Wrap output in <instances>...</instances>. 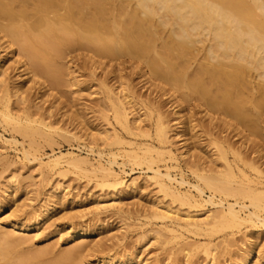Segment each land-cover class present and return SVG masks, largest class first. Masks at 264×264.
<instances>
[{
    "label": "bare ground",
    "instance_id": "obj_1",
    "mask_svg": "<svg viewBox=\"0 0 264 264\" xmlns=\"http://www.w3.org/2000/svg\"><path fill=\"white\" fill-rule=\"evenodd\" d=\"M74 51L90 64L93 79L101 73L99 86L116 124L135 137L125 141L130 145L127 158L149 163L151 179L160 190L173 201L186 200L195 207L184 212L156 200L150 215L164 220L174 236L183 230L233 236L251 222L253 230L239 238L241 245L227 264L264 263L260 248L264 243L258 245L264 234V0H0V118L32 143L38 137L72 138L88 147L87 155L100 159L103 151L93 149L96 139L109 144L124 141L111 122L107 121L109 127L95 128L91 116L81 119L66 108L62 87L68 82L78 85L80 94L92 87L75 64L64 71L61 60ZM126 61L139 81L119 73ZM13 69L17 72L11 75ZM144 86L153 88L148 95L141 94ZM154 91L156 96L151 97ZM164 104L173 118L163 110ZM81 110L87 116L85 107ZM152 126L154 133L149 130ZM204 134L208 141L203 146ZM137 136L146 139L137 141ZM175 139L180 142L177 151ZM139 150L151 154L140 155ZM50 155L43 163L46 167L64 158L75 165L89 163L88 156L78 157L72 151ZM161 155L172 160L164 171L152 166ZM181 160L196 174L197 183L185 178ZM98 161L99 185L117 191L113 201L98 202L96 210L126 212L123 195L138 191V178L115 173V164H126H120L115 154L106 164ZM173 167L179 168V177L172 173ZM66 187L57 186L56 198L11 219L7 226L27 231L39 224L66 198ZM17 193L18 183L10 181L3 188L0 211L3 201ZM13 203L9 215L22 205L17 199ZM206 204L215 209L210 211ZM73 232L78 238L92 235L80 226ZM25 240L4 229L0 221V264H76L80 254L73 248L50 261L43 248L19 251ZM135 250L116 257L102 255L91 264H149V257L140 259ZM206 252L214 259L212 249L207 247Z\"/></svg>",
    "mask_w": 264,
    "mask_h": 264
},
{
    "label": "rangeland",
    "instance_id": "obj_2",
    "mask_svg": "<svg viewBox=\"0 0 264 264\" xmlns=\"http://www.w3.org/2000/svg\"><path fill=\"white\" fill-rule=\"evenodd\" d=\"M61 61L64 71L67 65L75 64V67L79 68L77 72L83 74L82 79L87 81L88 86L92 85L91 88L81 92L83 94H80L78 85L71 86L68 82V85L66 84L67 87H62L65 91L62 100L65 99L68 102L66 108H69L72 113L78 114L77 116L81 119L91 116L89 120H95L92 124L95 128L101 125V127H109L107 121L111 122L116 126L117 132H119L124 142L114 143L113 141L112 144H109L106 140L96 139L92 143L94 152L103 151L102 158L99 159L98 155H87L86 150L88 147L83 142L72 138L55 135L53 140H44V137H38L32 143L28 137H24L21 133L11 129L12 126L7 125L0 118V200L2 199L3 188L10 181L15 180L18 183L17 196L11 200L5 199L3 201L4 205L0 211V221L4 229L26 238L24 243L19 245L18 250L29 252L36 249H46L45 258L51 261L58 258L65 251L76 248L80 250V254L75 259L76 264H91V262H94L96 258L102 255L111 254L116 257L124 251L132 250L133 248H136V253L140 254V259L149 257V264L230 263L233 253L241 245L239 238L244 232L253 230L251 222L243 224L240 231L235 229L237 233L233 236H225L224 231L206 234L204 231L193 230H183L181 236H174L171 231L165 228L164 220L150 215L152 203L156 200L166 203L170 202L172 206L179 207L184 212L188 211V209L193 210L195 207H189V202H186V200L183 203L173 201L170 195L160 190L158 185L151 179L153 172L148 168L149 163H137L127 158V153L129 152L127 149L130 148V145L125 141L135 139V137H132L131 134L116 124L113 111L109 108L110 106L104 97V90L99 86L98 79L101 73L97 72V76L93 79L89 69L90 64L79 54V51L72 52ZM124 66L125 68L119 73L127 79L134 80V82L139 81L131 63L126 61ZM10 71L12 72L11 75L17 72L16 69ZM68 75H65L67 81H69L67 79ZM113 82L117 85V81L112 80ZM140 85L141 83L138 84V87ZM152 89L144 86L141 89V94L148 95ZM90 90L95 92L88 94ZM154 96H156V91L151 95V97ZM15 105L17 106V102H15ZM46 105L47 103L43 104L45 107ZM84 107L87 116L81 114V109ZM196 109V116L201 121L198 106ZM163 110L168 113L170 118H173L174 115H172L171 109L169 110L165 104ZM56 117L58 118V116ZM53 118L55 117H51V119ZM64 120L65 118L63 122ZM202 122H206L205 118ZM149 130L154 133L155 126H152ZM203 136L202 144L204 146L208 141V137L205 134ZM9 138L11 140L16 138L19 142L10 141ZM111 138L108 139L110 142ZM145 139L140 136L136 137L137 141H145ZM237 139L232 137V140ZM87 140L86 142L90 143V140ZM175 140L174 147L176 150L180 142L177 139ZM156 145L158 146V144ZM26 150H30L31 154L25 155ZM58 151H72L78 154V157L88 156L89 163L75 165L70 159L64 158L61 159V163L58 165L44 166L43 163L52 157L50 154L58 153ZM138 153L140 155L151 154H143L140 150ZM113 154H115V158L120 164L126 163L125 165L121 164V166L115 164L113 166L115 173L125 177V179L137 177L140 185L137 192L123 195V200L126 204L128 203L126 212H118V210L111 208L106 211L103 210L104 212L102 211L99 214L98 210H96L97 204H100L98 202L106 201L108 203L111 200L113 201L111 198L115 197L114 194H116L117 190L99 185L98 181L101 180L102 173L98 167V160L106 164L107 159L113 157ZM228 156L231 160L234 159L232 154ZM171 162L172 160L167 159V155H161V159L159 158L152 166L164 171L165 166L171 165ZM180 162L185 178L192 183H197L196 174H193L192 170L184 165L182 160ZM176 168L173 167L171 170L173 174L179 177L181 172L178 167ZM14 174L15 177H11ZM57 186H67L66 198L58 203L57 207L48 214L49 216L44 217L39 224L32 226L27 231L12 229L7 226L11 219L32 213L37 207L56 198ZM184 187L179 186L178 188L183 191L187 189V187ZM192 193L197 195L194 188H192ZM208 194V189L205 188L203 197L207 198ZM15 199H17V203L22 205L20 204L21 207H18L19 209L16 212L9 215ZM206 207L209 210L215 209L210 204H206ZM79 226L92 231V235L87 238L76 237L73 231L75 227L78 228ZM258 242L259 246L264 243V234H260ZM207 247L210 250L212 249V253L215 255L214 259H210L207 254ZM260 248L264 253V245H261Z\"/></svg>",
    "mask_w": 264,
    "mask_h": 264
}]
</instances>
